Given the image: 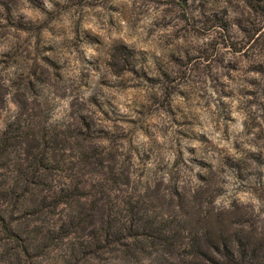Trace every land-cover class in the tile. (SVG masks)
<instances>
[{
  "label": "clouds",
  "instance_id": "1",
  "mask_svg": "<svg viewBox=\"0 0 264 264\" xmlns=\"http://www.w3.org/2000/svg\"><path fill=\"white\" fill-rule=\"evenodd\" d=\"M242 241L264 0H0V264H252Z\"/></svg>",
  "mask_w": 264,
  "mask_h": 264
},
{
  "label": "trees",
  "instance_id": "2",
  "mask_svg": "<svg viewBox=\"0 0 264 264\" xmlns=\"http://www.w3.org/2000/svg\"><path fill=\"white\" fill-rule=\"evenodd\" d=\"M251 247L252 254V264H257L258 259L264 256V246L255 245L253 246L250 241L242 242V248L245 249V254H247V249Z\"/></svg>",
  "mask_w": 264,
  "mask_h": 264
},
{
  "label": "rangeland",
  "instance_id": "3",
  "mask_svg": "<svg viewBox=\"0 0 264 264\" xmlns=\"http://www.w3.org/2000/svg\"><path fill=\"white\" fill-rule=\"evenodd\" d=\"M242 242H246V241H242Z\"/></svg>",
  "mask_w": 264,
  "mask_h": 264
}]
</instances>
